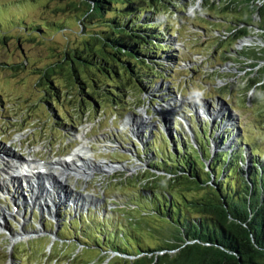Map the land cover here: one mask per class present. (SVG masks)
I'll use <instances>...</instances> for the list:
<instances>
[{
    "label": "rangeland",
    "instance_id": "obj_1",
    "mask_svg": "<svg viewBox=\"0 0 264 264\" xmlns=\"http://www.w3.org/2000/svg\"><path fill=\"white\" fill-rule=\"evenodd\" d=\"M5 1L8 0H0V3ZM71 1L81 5L79 11L73 12L72 8L68 7ZM231 1L234 0L175 1L173 4L176 6L166 13L171 22L170 32H174V45L167 49V54L161 59L166 75L160 74L159 78H153V92L141 95V90L137 88L133 78L122 69V81L119 82L126 83L129 102L121 106L112 104L106 95L96 92L84 70L79 77L85 85L78 84L68 69L57 67L55 72L50 71L54 83L61 87V101L56 100L44 79L43 69L55 64L65 50L80 49L89 42L91 26L89 16L83 17L87 7L81 0H39L35 5H24L17 13V21L24 19L26 23H30L44 17L51 21L63 20L68 28L47 34L44 38L34 37L22 27L9 24L0 32V179H9V175H6L2 168L4 164L13 161L7 156L10 152L21 158L51 162L66 158L69 152L83 145H96L104 160L107 158L109 165L117 167L121 162L119 159H123V162L122 167L120 165L114 171L101 176L104 187H108L109 200L114 198L116 201H113L114 204H97V210L100 209H95L91 215L97 213L100 216L102 209H105L102 211L105 218L134 226L150 244L161 242L166 227L152 211V202L149 200L152 194L148 195L142 188L158 190V183L169 187L168 182L172 177H165V173H156V177L152 175L155 173L148 171L146 173L153 177L152 181L131 173H126L131 176L124 177L122 171H130L137 164L138 158L134 154V148V164L131 167L130 160H125L129 156L123 146H132L134 141V144L139 143L143 147L153 139H158L157 146L162 151L168 146V151L174 154L171 150L173 143L170 145V142L185 138L184 133L182 136L180 133L183 132L182 128L173 124L177 113L185 134L195 143L196 131L198 142L204 140L199 126L202 127L206 139L210 141L208 144L212 156L216 152L232 153L241 148L246 162L244 165L239 162V165L245 170L251 166V159L246 158V151L253 161L254 153L264 158V153H261L264 152V82L261 77L264 61L256 60L259 53H264V33L258 27L250 26V35L236 40L241 34H235L234 28L239 20H244L243 10H246V5H243L242 11L239 12L235 4L229 6ZM155 11L152 9L149 16ZM258 19L256 17L253 23ZM235 51H240L239 55ZM23 62H27L25 67L16 69V66ZM45 91L51 93L61 112L67 110L72 116L69 118L67 115L68 120H73L70 121L69 127L65 126V120L53 116L46 101L48 97ZM89 92L101 105L97 109L85 97ZM230 104L239 108V111L232 110L234 115L229 111ZM198 107L210 112L204 116L195 112ZM221 107L232 118V127H226L224 133L222 120L215 119L221 122L218 128L213 126L215 123L212 124L213 117L220 115ZM146 108L151 112V119H148L150 115L144 112ZM183 111L188 114L183 116ZM136 119H148L147 121L153 122L148 124L145 132H141L144 129L140 128L138 131L134 129L136 133L133 134V126L126 125V121L132 120L133 123ZM245 133L250 134L255 139L254 142L249 138L246 141ZM235 135L237 137L231 141ZM126 140L129 144L123 145ZM203 143L207 148L206 143ZM101 145L114 147L108 146L111 147L108 150L101 148ZM137 147L139 148V145ZM206 169L209 170L210 167ZM77 184L76 187L82 193L85 192L84 180H77ZM173 185V188L179 187ZM85 189L89 192V184ZM179 189L188 197L204 193L194 185H185ZM173 190V193L179 196L176 188ZM155 194L157 195L156 191L153 195ZM12 196L11 191L0 186V207L6 208L8 212L5 220L0 218L4 221L0 231L6 233L5 237L0 236V264H128L135 259L128 254L108 255L101 248L102 245L99 247L83 243L82 236L73 237V233L57 235V227L66 219H55L51 223L42 218L45 210H33L28 206L22 208L25 211L17 214L13 211ZM15 196L17 195H14V198ZM111 209L118 212L106 214V211ZM46 211L44 215L48 214ZM67 213L72 221L81 219L78 215L80 213L76 214L74 208ZM73 224L80 225L77 222ZM16 232L36 233L37 236L17 241L13 237L16 235L14 234L13 242L9 233ZM77 233L80 235L79 230ZM83 236H86L85 233Z\"/></svg>",
    "mask_w": 264,
    "mask_h": 264
},
{
    "label": "trees",
    "instance_id": "obj_2",
    "mask_svg": "<svg viewBox=\"0 0 264 264\" xmlns=\"http://www.w3.org/2000/svg\"><path fill=\"white\" fill-rule=\"evenodd\" d=\"M175 1L180 0H81L87 7L83 17L89 16L91 26L89 42L83 48L65 50L55 64L43 69L44 79L56 100L62 99L61 87L54 83L50 71L55 72L57 67L72 72L80 85H85L79 77L84 70L95 91L106 95L116 106L129 102L126 83L119 82L122 81V69L133 78L141 95L149 93L153 78H159L160 74L166 75L161 59L167 54V49L172 47L173 35L166 13L176 6L173 4ZM37 3L39 0H8L0 3V32L14 25L22 27L34 37L44 38L47 34L68 28L63 20L51 21L44 17L30 23L24 19L17 21V13L24 5ZM233 4L239 12L246 5L244 20H239L234 28L235 34H241L236 40L249 36L250 26L258 27L264 33V0H234L229 6ZM68 7L77 12L81 5L71 1ZM152 9L156 11L149 16ZM256 17L259 19L253 23ZM235 52L237 55L240 53ZM256 60L264 61V53H259ZM26 64L23 62L16 69H23ZM262 75L264 82V70ZM45 93L53 116L65 120V126L69 127L73 120H68L67 115L69 118L72 116L67 110L60 111L49 91ZM85 97L96 109L101 106L90 92ZM247 136L254 142L251 135ZM181 144V149L175 150L174 154L162 151L151 142L143 150L148 173L163 172L167 174L165 177H172L168 182L169 187L158 183V190L142 189L152 194L149 198L152 211L166 227L163 240L150 244L134 226L89 215L88 222H85L86 229L80 230L82 235H86L83 242L99 247L102 245L101 248L108 255L114 252L134 256L135 259L129 262L131 264H264L262 155L254 153L255 161H251V166L245 170L239 165V162L243 165L246 162L244 157L241 160L239 150L231 156L221 151L214 157L208 148L204 151L201 147L204 153L201 158L195 146L183 140ZM205 161H211L209 170L206 169ZM155 174L152 175L157 177ZM139 175L150 181L153 179L147 173ZM125 176L131 175L124 173ZM173 184L179 187L194 185L204 193L188 197L177 186V196L173 193ZM155 191L158 197L153 195Z\"/></svg>",
    "mask_w": 264,
    "mask_h": 264
},
{
    "label": "bare ground",
    "instance_id": "obj_3",
    "mask_svg": "<svg viewBox=\"0 0 264 264\" xmlns=\"http://www.w3.org/2000/svg\"><path fill=\"white\" fill-rule=\"evenodd\" d=\"M172 101L170 100V102ZM144 112L147 115H151V112L147 108L144 110ZM195 112H199L202 115L206 116V113H209L210 110H205L198 107ZM151 118V116L148 117V119ZM213 118L214 120L212 124L215 123L213 126H217V128L221 125V122L216 120H222V123H224L222 124L223 133L226 127H232V118L230 117V115H228L227 112L223 111V107L220 108V115H216ZM147 120L145 121L143 119H136L133 123L131 120H127L126 123L132 125L133 129H135L136 131L142 128L144 130L140 129L141 132H145V129L147 128L148 124H152L153 122H149ZM135 130L134 133H136ZM236 137L237 135H235L233 139H231V141H234ZM86 147L88 148V146ZM87 153L89 154V158L87 157ZM0 156H2L1 147ZM8 156L12 157L11 152L8 153ZM90 157V151L88 149H85V147L79 149L78 151L70 155V157L64 158L61 161L46 162L43 165L40 163H35L33 159H18L13 156V162H8L7 164H4V167L2 168L3 172L6 175H10V180H6L7 177L4 179H0V186H3L6 190L12 189L13 192L17 195L16 200L19 204H27L28 202H31L32 205L40 207L42 209H46L49 207H59L60 205H63L64 202L67 203L66 205L80 204L85 206L86 204H89V198L81 197L77 194L74 195L73 192H71V190L67 188V186H63L61 184L59 179H63L68 184L72 176V170L70 168H64L62 163L69 161L74 162V160H77L80 161L83 165L78 171L77 177L84 178L86 181H88L89 169L94 168L93 163H91ZM61 166L63 168H61ZM26 167H29V169L31 170L26 169ZM108 168L113 170L116 169L111 166H108ZM8 181H10L11 183ZM8 183L10 184L8 185ZM24 191L30 192L31 197L29 200L22 196ZM7 213L8 212L6 208H1L0 218L5 220V215ZM14 234L16 235L13 237H15L17 241L30 235V233L26 232H16L12 234L9 233V236L12 241V235ZM35 234L36 233H33L34 236ZM58 235H60V233H58Z\"/></svg>",
    "mask_w": 264,
    "mask_h": 264
}]
</instances>
